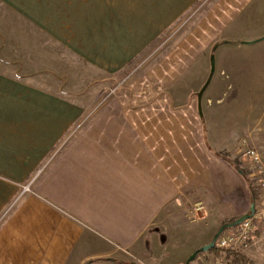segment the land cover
I'll use <instances>...</instances> for the list:
<instances>
[{"label": "crops", "instance_id": "crops-1", "mask_svg": "<svg viewBox=\"0 0 264 264\" xmlns=\"http://www.w3.org/2000/svg\"><path fill=\"white\" fill-rule=\"evenodd\" d=\"M195 1L0 0V264H152L153 244L196 235L186 256L250 213L231 159L243 137L264 159V0H216L88 119L93 85Z\"/></svg>", "mask_w": 264, "mask_h": 264}, {"label": "rangeland", "instance_id": "rangeland-1", "mask_svg": "<svg viewBox=\"0 0 264 264\" xmlns=\"http://www.w3.org/2000/svg\"><path fill=\"white\" fill-rule=\"evenodd\" d=\"M23 1H26V0H23ZM215 1L216 0H196L192 5H190L185 10V12L180 16V18L176 22L170 25L168 30L162 35L160 39L155 41L151 45V47L147 51H145V53H143L141 56H139L138 58H136L135 60L131 62L129 67L124 72L121 73V76H116V77L113 76L112 78H106V79L104 78L102 80H99L97 85H93V89L90 90L88 94L86 93L88 96H86L87 100L84 102L87 105L86 111L88 114V119L90 118V116H92V114L96 110L102 107L103 104L100 105L99 100L101 96L104 95L106 91H108V89L116 87L118 83L122 81V78L127 74V72H130L134 69L131 76L126 81H124V83L118 88L119 90H121L122 88L126 86V84L129 81L137 78L147 68H150L151 66L155 65V63L158 60H160L173 47V45L179 39H181V37H183L187 32H189V30L206 14L207 10L211 6H213ZM261 20L262 21L260 22L261 24H263L264 16L261 18ZM251 30H252L251 25H247L246 27H240L239 32L240 33L242 32L243 34H247ZM87 73H88V76H91L92 74L89 68L87 70ZM89 88H91V85H89L88 89ZM71 89H72V92L74 91L78 92L79 86H75V85L71 86ZM119 90H117L116 94L119 92ZM111 98H109L108 100H110ZM84 122H86V119H84ZM74 134H75V130L72 131L71 133H68L67 138L65 137L66 140H69L70 138H72ZM240 164H241V167L243 168L241 161H240ZM247 179L251 182V179L249 177ZM21 195L23 194L20 193L19 197H21ZM15 199L16 198H14L9 203L8 207L0 215V222L8 215L10 210L16 204ZM211 226H213V224H210V227ZM260 236H264V230H262V233L258 235L257 239L255 240L253 245L250 247V249H248L247 251L240 252V253H244L255 264H264V243L261 241L259 242L261 244L259 243L257 244V241L259 240ZM194 237H196V235L193 237H190L189 239L187 238L186 234H181L175 240H171L169 248H167L166 246L163 247L164 250L160 248L161 245H159V243L156 245L153 244L151 249L153 251V256L155 258H153L152 264H163V263H168V262H171L170 264H185L184 262H186L189 259L192 253L185 256L184 250L186 249L189 242ZM186 239H189L190 241L187 242ZM195 261L196 260L191 261L190 264L199 263V261H196V262Z\"/></svg>", "mask_w": 264, "mask_h": 264}, {"label": "built area", "instance_id": "built-area-1", "mask_svg": "<svg viewBox=\"0 0 264 264\" xmlns=\"http://www.w3.org/2000/svg\"><path fill=\"white\" fill-rule=\"evenodd\" d=\"M133 70L127 72L116 87L108 89L101 96L99 100L100 105L106 103L109 98L116 94L117 90H119L118 88L131 76ZM237 148L242 166L248 170L249 178L256 190L255 210L250 217L242 220L240 224L224 230L215 242L216 249L220 254H212L200 264H235L227 258L226 251H247L257 239L258 233L264 230V159L246 137L239 140ZM41 171L39 170L29 183L22 186V194L31 192L32 183L40 175ZM201 209H203L202 205H196L193 207V212L196 215V212L201 211ZM193 218L195 219V217Z\"/></svg>", "mask_w": 264, "mask_h": 264}, {"label": "trees", "instance_id": "trees-1", "mask_svg": "<svg viewBox=\"0 0 264 264\" xmlns=\"http://www.w3.org/2000/svg\"><path fill=\"white\" fill-rule=\"evenodd\" d=\"M232 162L235 164V166L248 178L249 177V172L248 170L244 169L241 167V164H240V160L238 158H234V159H231ZM251 186H252V189H253V198L256 199L257 195H256V190L255 188L253 187L252 183H251ZM238 218L240 217H234V218H231V219H227L225 220L221 226L224 224V223H232V222H235ZM218 232V231H217ZM205 252H211L212 254L214 255H218L220 254V252L216 249V246H214L213 248H211L210 250L208 251H200L197 256L195 257V260L203 253ZM226 256L227 258H229L233 263L235 264H255L253 263L244 253H240V252H236L234 250H227L226 251ZM186 264V262H185ZM190 264V263H189Z\"/></svg>", "mask_w": 264, "mask_h": 264}, {"label": "water", "instance_id": "water-1", "mask_svg": "<svg viewBox=\"0 0 264 264\" xmlns=\"http://www.w3.org/2000/svg\"><path fill=\"white\" fill-rule=\"evenodd\" d=\"M261 39L263 38H260L258 40H255V41H250V42H247L249 44H252V43H255L257 41H260ZM255 210V199L253 198V202H252V205H251V209H250V213L246 214V215H243L241 216L240 218H238L235 222H232V223H227V224H224L220 227V229L218 230V232L216 233L214 239L212 240L211 243H209L208 245H205L199 249H197L196 251H194L192 253V255L189 257V259L186 261V264H189L191 261L195 260V257L197 256V254L200 252V251H208L210 250L211 248H213L215 246V242H216V239L218 238V236L224 231L226 230L227 228H230V227H233V226H236L238 224H240L242 222V220L250 217L252 215V213L254 212Z\"/></svg>", "mask_w": 264, "mask_h": 264}, {"label": "flooded vegetation", "instance_id": "flooded-vegetation-1", "mask_svg": "<svg viewBox=\"0 0 264 264\" xmlns=\"http://www.w3.org/2000/svg\"><path fill=\"white\" fill-rule=\"evenodd\" d=\"M227 223H229V222H227ZM227 223H224V224H227ZM224 224H223V225H224Z\"/></svg>", "mask_w": 264, "mask_h": 264}]
</instances>
